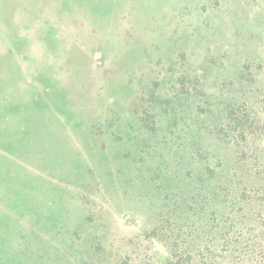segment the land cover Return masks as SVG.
Listing matches in <instances>:
<instances>
[{
    "label": "trees",
    "instance_id": "16d2710c",
    "mask_svg": "<svg viewBox=\"0 0 264 264\" xmlns=\"http://www.w3.org/2000/svg\"><path fill=\"white\" fill-rule=\"evenodd\" d=\"M124 1L119 78L137 92L72 121L85 149L65 156V207L35 209L51 230H30L21 188L0 264H264V0H145L146 19Z\"/></svg>",
    "mask_w": 264,
    "mask_h": 264
},
{
    "label": "rangeland",
    "instance_id": "374dc122",
    "mask_svg": "<svg viewBox=\"0 0 264 264\" xmlns=\"http://www.w3.org/2000/svg\"><path fill=\"white\" fill-rule=\"evenodd\" d=\"M126 4L117 0H0V223L3 215L14 219L20 213L16 205L24 204L19 198L23 188L33 198L22 208L29 214L30 230L49 232L46 220L36 224L35 209L47 213L65 207L70 190H65L69 183L65 156L73 149H85L79 132L84 129L82 123L106 118L112 106L130 105L137 88L125 86L119 78L120 50L128 46L126 33L121 27L114 29L115 15ZM149 5L135 0L129 14L146 19L147 12L157 8ZM86 19L91 25L83 22ZM96 25L106 29L103 41L82 43ZM80 27L88 31L87 36ZM72 121L82 126L73 130ZM67 131L73 132L65 135ZM54 192L63 193L56 199L57 206L41 197V193L48 198ZM111 218L119 225L128 220L119 213Z\"/></svg>",
    "mask_w": 264,
    "mask_h": 264
}]
</instances>
